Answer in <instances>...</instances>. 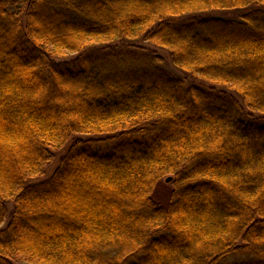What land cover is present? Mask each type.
<instances>
[{
	"label": "trees",
	"instance_id": "1",
	"mask_svg": "<svg viewBox=\"0 0 264 264\" xmlns=\"http://www.w3.org/2000/svg\"><path fill=\"white\" fill-rule=\"evenodd\" d=\"M138 40L196 83L110 47ZM19 263L264 264V0H0V264Z\"/></svg>",
	"mask_w": 264,
	"mask_h": 264
},
{
	"label": "rangeland",
	"instance_id": "2",
	"mask_svg": "<svg viewBox=\"0 0 264 264\" xmlns=\"http://www.w3.org/2000/svg\"><path fill=\"white\" fill-rule=\"evenodd\" d=\"M244 11H233V12H214L212 13V15L216 16V17H223V18H236L240 15H242ZM127 46H132V47H140L142 49H144L146 52H150L152 54H156L157 56L162 58V64L165 70H167L170 73H173L176 76H179L181 79H185V81L190 84L193 83L194 79H191L190 77H187L185 74L180 73L175 67L174 65L171 63L170 61V56L169 53H167V51H165L164 49L161 48H156L153 45H151L150 43L144 42L142 40H138L136 42H116L115 44L110 45V47L112 48H127ZM74 58V56H71L70 58L67 59H63V61H70V59ZM196 83V81H194ZM85 140L88 138H84ZM63 152L60 154H57V159L47 168V171L45 173V176L43 177H39L36 178L32 181V183H37L40 181H44L47 180V178L49 177V175L51 174V172L57 168V161L59 160V158L62 156ZM167 177H165L164 179L161 180V184L157 189V194L156 197L159 201L163 202L166 200V194L168 193V191L171 189V184L172 182H165V179ZM170 178V177H169ZM12 204L11 203H6V210L8 211V214L12 211ZM7 220L6 223L4 225H2V228H4L7 224ZM19 264H25V263H19Z\"/></svg>",
	"mask_w": 264,
	"mask_h": 264
},
{
	"label": "water",
	"instance_id": "3",
	"mask_svg": "<svg viewBox=\"0 0 264 264\" xmlns=\"http://www.w3.org/2000/svg\"><path fill=\"white\" fill-rule=\"evenodd\" d=\"M169 181H170V178L169 177L165 179V182H169Z\"/></svg>",
	"mask_w": 264,
	"mask_h": 264
}]
</instances>
